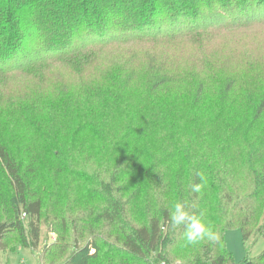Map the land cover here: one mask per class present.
Returning a JSON list of instances; mask_svg holds the SVG:
<instances>
[{
  "label": "trees",
  "instance_id": "1",
  "mask_svg": "<svg viewBox=\"0 0 264 264\" xmlns=\"http://www.w3.org/2000/svg\"><path fill=\"white\" fill-rule=\"evenodd\" d=\"M263 23L264 0H0V76L64 63L90 47ZM118 72L119 90L143 84L144 101L156 103V113L137 106L117 125L108 127L105 118L82 122L92 144L99 141L105 149L103 173L90 171L87 160L81 170L67 168L62 156L76 160L65 142L46 140L56 159L52 179L45 180L50 191L30 160L34 146L27 131L13 135L1 113L13 108L14 124L30 128L43 105L27 91L7 98L0 93V253L17 246L37 250L46 225L56 237L43 247L41 264H227L233 257L227 229H240L245 241L264 236V137L248 134L264 116V76L250 75L252 87L261 90L249 103L250 120L237 146L232 136L211 142L208 135L179 134V125L166 119L180 116L182 105L176 95L164 100V93L186 90L192 111L205 105L207 85L199 73L180 71L155 55L144 71L118 63ZM237 81L229 75L221 82V104L236 94ZM61 98L67 113L74 99L66 90ZM127 150L130 159L116 164ZM194 184L201 185L199 192L192 191ZM174 201L185 202L197 217L203 213L219 239L187 244L185 226L173 228L169 218ZM239 264H264V253Z\"/></svg>",
  "mask_w": 264,
  "mask_h": 264
},
{
  "label": "rangeland",
  "instance_id": "2",
  "mask_svg": "<svg viewBox=\"0 0 264 264\" xmlns=\"http://www.w3.org/2000/svg\"><path fill=\"white\" fill-rule=\"evenodd\" d=\"M90 48L82 51L81 57H69L64 63L28 70L20 75L0 76V93H4L3 98L27 91L43 105L40 111L43 113L36 126L30 128L22 123L14 124L13 108L6 106L1 113L4 128L15 131L13 135L18 137V134L27 131V138L34 146V158L30 160L40 171L39 176L45 184V180L52 179L56 160L53 158L55 156L48 154L46 140L57 138L65 142L63 147L76 160L73 162L68 154L61 155L66 159L67 168L81 170L87 160L90 171L94 173L101 170L100 173H103L102 169L107 167L102 162L106 157L105 149L99 141L92 144L91 134L84 130L82 122H88L91 118H105L106 121L111 120L108 127L117 125L126 117L135 115L137 106H146L153 114L156 113V103L148 104L144 101L143 84L136 85L126 93L118 87L120 81H123V74L118 72V63L141 67L144 71L150 55H155L159 60L164 59L180 71L199 73L206 80L207 100L196 111L190 109L186 90L162 94L164 100L170 101L176 95V100L182 105L180 116L166 118L179 125V134L208 135L207 139L211 142L232 136V143H237V146L241 144L243 132L250 120L249 103L261 90L252 87L250 75L259 73L264 76V23L252 28L193 32L177 39L163 38L139 41L128 46L118 44ZM229 75L237 78L240 87L234 96L221 104L220 84ZM106 78H114L115 81L109 85ZM259 84L264 85V79ZM64 90L68 98L74 99L72 109L67 113L62 111L65 98H61V93ZM125 94L128 99L124 97ZM254 128L248 133L250 138L264 137V116ZM75 137L77 142L72 141ZM4 139L15 138L5 135ZM81 145L83 150H79ZM131 151H124L115 159H120L124 164L130 159ZM115 163H119L118 160ZM55 237L56 234H49L48 227L43 225L41 244L37 250L23 246L9 249L0 253V264H41L43 247ZM226 245L233 256L227 264H239L247 257L257 260L264 253V236L254 234L245 241L240 229L230 228L226 230Z\"/></svg>",
  "mask_w": 264,
  "mask_h": 264
},
{
  "label": "clouds",
  "instance_id": "3",
  "mask_svg": "<svg viewBox=\"0 0 264 264\" xmlns=\"http://www.w3.org/2000/svg\"><path fill=\"white\" fill-rule=\"evenodd\" d=\"M200 184L192 185V191L199 192ZM169 218L173 228L185 226L184 238L187 244L198 245L202 241L215 242L219 235L215 232L210 223L203 219V213L200 217L190 213L187 205L183 201H174L169 209Z\"/></svg>",
  "mask_w": 264,
  "mask_h": 264
},
{
  "label": "built area",
  "instance_id": "4",
  "mask_svg": "<svg viewBox=\"0 0 264 264\" xmlns=\"http://www.w3.org/2000/svg\"><path fill=\"white\" fill-rule=\"evenodd\" d=\"M163 264H166V263H163Z\"/></svg>",
  "mask_w": 264,
  "mask_h": 264
}]
</instances>
